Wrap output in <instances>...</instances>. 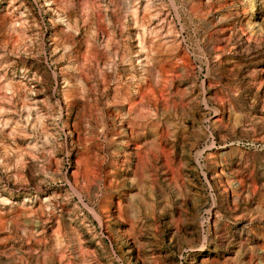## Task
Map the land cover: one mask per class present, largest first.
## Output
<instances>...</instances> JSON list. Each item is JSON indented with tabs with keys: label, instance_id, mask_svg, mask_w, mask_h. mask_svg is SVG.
I'll return each instance as SVG.
<instances>
[{
	"label": "rangeland",
	"instance_id": "rangeland-1",
	"mask_svg": "<svg viewBox=\"0 0 264 264\" xmlns=\"http://www.w3.org/2000/svg\"><path fill=\"white\" fill-rule=\"evenodd\" d=\"M0 264H264V0H0Z\"/></svg>",
	"mask_w": 264,
	"mask_h": 264
},
{
	"label": "bare ground",
	"instance_id": "bare-ground-1",
	"mask_svg": "<svg viewBox=\"0 0 264 264\" xmlns=\"http://www.w3.org/2000/svg\"><path fill=\"white\" fill-rule=\"evenodd\" d=\"M142 35V34H141ZM218 118V117H217Z\"/></svg>",
	"mask_w": 264,
	"mask_h": 264
}]
</instances>
